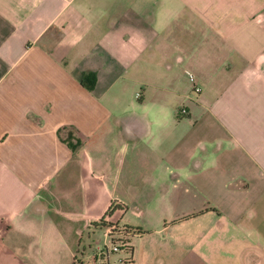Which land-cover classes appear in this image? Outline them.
<instances>
[{"label": "crops", "instance_id": "crops-1", "mask_svg": "<svg viewBox=\"0 0 264 264\" xmlns=\"http://www.w3.org/2000/svg\"><path fill=\"white\" fill-rule=\"evenodd\" d=\"M113 202L105 264H264V0H0V264H93Z\"/></svg>", "mask_w": 264, "mask_h": 264}, {"label": "rangeland", "instance_id": "rangeland-1", "mask_svg": "<svg viewBox=\"0 0 264 264\" xmlns=\"http://www.w3.org/2000/svg\"><path fill=\"white\" fill-rule=\"evenodd\" d=\"M177 114H178V111H177ZM178 117L183 119V118L186 117V115L185 116H181L179 114ZM157 159H158L157 157L155 158L153 156L151 158V167H152V169H150V173L147 176V177H150L149 181L143 183L139 179H135V181L133 182L132 179H131L133 176L139 178L141 176V174H142L141 172L135 171V169L133 168L129 172V178L131 177L129 179V181H126V179H123L122 182H120L119 184H179V183H176V173H175V170L171 166H166L164 171H163V169H161V173H153V164H154V162ZM123 176H120V178H123ZM145 176H146V174H145ZM123 188L127 189V191H125V193H127L126 195L128 197L127 198V197L123 196V198L126 199L127 202H129V205H131V207H132V205H134L135 202H137L139 200H140L139 202H143V200L145 199V198H143L145 196V193H149V192H143V191L142 192H137L135 188H129L127 185L124 186ZM118 193L121 194L120 192H118ZM139 205H141V203H139ZM139 207H141L143 209L142 206H139ZM146 208L147 207L145 206V209ZM147 209H151V210H155L156 211V208H153V207H151V208L149 207ZM124 214H122V216ZM111 220L113 221L114 217ZM128 220L131 221L132 223H136L137 222V220H136V218H134V216H132V217L129 216V218L128 217L127 218H122V217L121 218L120 217L117 218V221H118L120 226L123 225L122 223H125V221H128ZM104 232H105V230H103V229L102 230H100V229L93 230L92 231L93 234L91 233L89 241H88V239H86V236L84 235L83 236V241H84L83 243H84L85 247L87 248V247L90 246V247H92L91 250H93L94 246H96L97 244H99L101 246H104V244L106 243V238H105ZM88 252H90V251H88Z\"/></svg>", "mask_w": 264, "mask_h": 264}, {"label": "trees", "instance_id": "trees-1", "mask_svg": "<svg viewBox=\"0 0 264 264\" xmlns=\"http://www.w3.org/2000/svg\"><path fill=\"white\" fill-rule=\"evenodd\" d=\"M91 76L89 78L87 76H84L81 80L82 86L87 87L88 89H91V84L87 85L86 81L91 80ZM72 140V134L69 133L66 137L62 139L63 142L67 143V145L70 147L73 153H75L81 146L80 140H75V143L73 144ZM127 210V207L124 204H121L119 202H113L107 211L105 212L104 216L96 223H92L89 225L90 229L93 230H109V232L114 233V244H119L121 248H119L118 252H125L129 254L131 252L130 242L133 238H135L131 234H135L136 236H140L142 234L140 229L133 228L127 225L120 226L117 218L125 213ZM114 220L112 221L111 219ZM126 262H129L127 260Z\"/></svg>", "mask_w": 264, "mask_h": 264}, {"label": "built area", "instance_id": "built-area-1", "mask_svg": "<svg viewBox=\"0 0 264 264\" xmlns=\"http://www.w3.org/2000/svg\"><path fill=\"white\" fill-rule=\"evenodd\" d=\"M187 76H188V80L193 84V90L194 92H199V88L197 86H195V79L192 73L190 72H186ZM181 116H185L187 115V111L184 107H181L178 110V115ZM105 238H106V243L104 244V246H101L99 244H97L96 246H94L93 249V255H92V261L93 264H105L106 260L108 259V257H110V255L117 253L119 248H121V246L119 244H114L112 240H114V233L109 232V230H105L104 232ZM134 237H138L135 234H131Z\"/></svg>", "mask_w": 264, "mask_h": 264}]
</instances>
